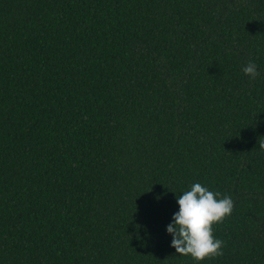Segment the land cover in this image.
<instances>
[{"label":"trees","instance_id":"16d2710c","mask_svg":"<svg viewBox=\"0 0 264 264\" xmlns=\"http://www.w3.org/2000/svg\"><path fill=\"white\" fill-rule=\"evenodd\" d=\"M259 141L264 0H0V264H197V182L235 202L200 264H264Z\"/></svg>","mask_w":264,"mask_h":264},{"label":"clouds","instance_id":"9594fccd","mask_svg":"<svg viewBox=\"0 0 264 264\" xmlns=\"http://www.w3.org/2000/svg\"><path fill=\"white\" fill-rule=\"evenodd\" d=\"M242 71L255 79L260 73L253 61H249ZM264 148V142H260ZM179 211L167 226L172 234L171 246L183 256H191L197 264L223 256L225 242L215 235V225L222 224L231 216L235 202L230 195L210 190L202 183H194L177 197Z\"/></svg>","mask_w":264,"mask_h":264}]
</instances>
